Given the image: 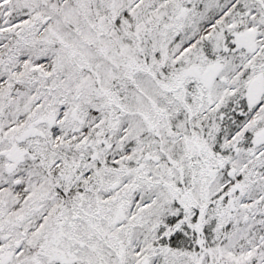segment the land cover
<instances>
[{
  "label": "snow or ice",
  "instance_id": "1",
  "mask_svg": "<svg viewBox=\"0 0 264 264\" xmlns=\"http://www.w3.org/2000/svg\"><path fill=\"white\" fill-rule=\"evenodd\" d=\"M0 264H264V0H0Z\"/></svg>",
  "mask_w": 264,
  "mask_h": 264
}]
</instances>
